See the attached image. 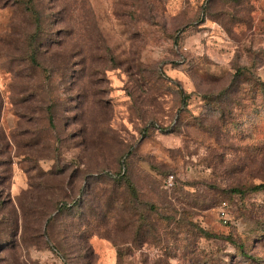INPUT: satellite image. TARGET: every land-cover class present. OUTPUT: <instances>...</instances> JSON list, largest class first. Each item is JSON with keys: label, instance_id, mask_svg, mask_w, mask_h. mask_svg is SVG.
I'll return each instance as SVG.
<instances>
[{"label": "rangeland", "instance_id": "374dc122", "mask_svg": "<svg viewBox=\"0 0 264 264\" xmlns=\"http://www.w3.org/2000/svg\"><path fill=\"white\" fill-rule=\"evenodd\" d=\"M259 184L264 0H0V264H264Z\"/></svg>", "mask_w": 264, "mask_h": 264}, {"label": "trees", "instance_id": "16d2710c", "mask_svg": "<svg viewBox=\"0 0 264 264\" xmlns=\"http://www.w3.org/2000/svg\"><path fill=\"white\" fill-rule=\"evenodd\" d=\"M261 187H264V184H259V185L256 186L255 188L258 189V188H261ZM67 205H68V204H66V203H61V204L59 205V208L62 207V206H63V207H67Z\"/></svg>", "mask_w": 264, "mask_h": 264}]
</instances>
